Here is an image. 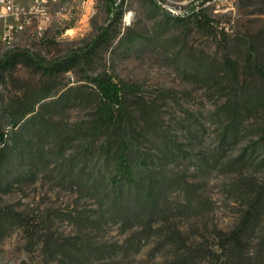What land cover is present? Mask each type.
Segmentation results:
<instances>
[{
  "label": "rangeland",
  "instance_id": "rangeland-1",
  "mask_svg": "<svg viewBox=\"0 0 264 264\" xmlns=\"http://www.w3.org/2000/svg\"><path fill=\"white\" fill-rule=\"evenodd\" d=\"M157 1L125 0L120 17L111 20L109 0H94L93 6L92 0H21L23 30L10 35L7 25L12 18L0 6V59L19 55L11 68L0 70V139L2 135L5 139L3 144L0 142V163L4 151L19 144L24 163L17 169H24L25 165L31 169L29 176L8 189L2 178L6 168L0 167V205H13L40 220H49L51 232L63 242L83 234L95 242L116 245L117 253L109 262L94 260L93 264H166L172 257V248L156 250L159 240L154 231L137 247L129 240L133 229L125 232L117 224L109 223L103 229L93 230L79 222L83 216L97 215L98 202L91 191L93 176L111 161L103 153L105 136L93 134L98 98L92 80L106 71L117 82L137 86L128 96L130 107L136 115L141 113V124L142 113H147L144 119L148 122V139H157L155 122L183 143H189L191 129L195 135H203L202 145L193 144L196 152L213 149L221 129L216 114L225 98L216 83L222 74L212 80L207 76L209 68H220L228 56L240 68L242 85L263 83L248 77L244 67L250 48L257 63L264 65V0ZM194 9L203 10L212 20V28L198 27ZM129 11V25L125 26L123 20ZM103 27L112 31L107 42L89 60L75 61L67 66L68 70L53 77L20 57L28 51L47 61L66 58L92 44ZM68 89H72L68 94L70 101L62 111L56 110L53 103ZM48 91L54 97L42 102L44 108H35L43 110V119L36 117L35 122L14 128L11 112ZM262 104V111L246 120L248 128L264 123ZM23 138L29 140L30 147ZM244 143L245 140L241 145ZM30 159L32 162L27 163ZM69 165L84 169L83 185L74 188L69 176L59 174ZM184 167L176 166L173 171L180 181L194 187L200 180L193 168ZM253 176L261 180L260 175L249 172L224 175L213 171L197 191L188 216L177 220L180 229L192 235V240L201 242L204 235L211 242L214 227L233 228L243 210L242 193ZM185 194L180 189L172 198L182 200ZM259 237L252 241L247 254L254 263L260 260L256 249ZM26 244L23 228L2 226L0 222V264H71V260L63 262L49 257L45 261L37 239L34 254L26 251Z\"/></svg>",
  "mask_w": 264,
  "mask_h": 264
},
{
  "label": "trees",
  "instance_id": "trees-1",
  "mask_svg": "<svg viewBox=\"0 0 264 264\" xmlns=\"http://www.w3.org/2000/svg\"><path fill=\"white\" fill-rule=\"evenodd\" d=\"M124 2L122 0L119 8H115L109 0L108 15L111 20L120 17ZM193 13L198 27L212 28V20L203 10L194 9ZM111 32L110 27H103L92 44L72 52L66 58L47 61L28 51L23 52L20 57L29 59L43 69L48 77H53L57 72L68 70L67 66L75 61L89 60L96 49L107 42ZM18 57L19 55L10 54L0 59V70L11 68ZM244 70L248 77L263 83L242 85L240 68L228 56H225L220 68L212 65L207 71L208 78L212 77V80L222 74L216 85L225 98L216 114L221 129L213 149L208 152H196L192 149L194 143H204L203 135L197 136L195 131L189 129V143H183L157 122L154 125L157 139L149 140L145 125L148 122L144 119L147 113H142L141 124V113L136 115L130 107L128 96L137 90V86L117 82L106 71L97 75L92 80L98 98L93 134L96 137L98 132L105 136L103 153L111 161L109 160L106 169H99L95 176L92 174L91 191L98 202L99 211L95 217H81L80 224L93 230L103 229L109 223L117 224L125 232L133 229L129 240L137 243V247L148 240L154 231L159 240L156 250L172 248V257L166 264H264V123L250 128L245 125L252 114L262 111L264 65L257 63L251 48ZM70 90L64 91L55 100L53 104L56 110L62 111L70 101ZM53 97L49 91L44 92L36 101L13 110L10 114L11 125L20 128L23 124L35 122L36 117L43 115V110H35L36 106L40 107L43 101ZM47 106L50 104L46 108ZM252 128L254 131H251ZM244 140L245 143L241 145ZM4 141L2 135L0 142L3 144ZM23 141L29 142L26 138ZM28 144L30 147L31 143ZM14 149L4 151V160L0 163V167L6 168L2 178L8 189L31 173L29 165H25L24 169H17L24 163L20 159L23 154L19 144ZM31 160L25 161L31 163ZM176 166L193 168L199 183L191 187L180 181L173 171ZM213 171L224 175H243L249 172L260 175L261 180L253 176L248 188L242 193L243 210L233 228L223 230L214 227L213 241L209 242L201 235L202 241L198 242L180 229L177 220L188 216L197 191L204 186ZM59 174L69 176L74 188L85 182L84 169H75L69 165L68 169H61ZM180 189L186 193L185 197L173 200L174 192ZM203 204L205 205L204 202ZM0 222L2 226L18 225L23 228L27 240L25 249L31 254L35 252V240H39L42 244L39 250L45 261L49 257L63 262L71 260V264H93L94 260L107 263L117 253L116 245L95 242L83 234L63 242L51 232L49 220H40L37 215L20 211L13 205H0ZM257 235L260 236L256 246L260 260L254 263L247 254Z\"/></svg>",
  "mask_w": 264,
  "mask_h": 264
},
{
  "label": "built area",
  "instance_id": "built-area-1",
  "mask_svg": "<svg viewBox=\"0 0 264 264\" xmlns=\"http://www.w3.org/2000/svg\"><path fill=\"white\" fill-rule=\"evenodd\" d=\"M20 1L21 0H0V6L2 10L12 18V20L7 25L9 31L8 35L12 34L14 31L23 30V23L21 20L24 15V8L21 7ZM110 1L113 3L115 8L116 7L119 8V0H110ZM155 1L158 2L157 0ZM93 2L94 0H92V6H93ZM160 5L164 9L167 8L166 5H163L161 3ZM169 11H172V9H169ZM31 12H33V10ZM174 12H180V11H174ZM129 20H130V11L129 13H127V16H125V19L123 20V24L125 26H128Z\"/></svg>",
  "mask_w": 264,
  "mask_h": 264
},
{
  "label": "bare ground",
  "instance_id": "bare-ground-1",
  "mask_svg": "<svg viewBox=\"0 0 264 264\" xmlns=\"http://www.w3.org/2000/svg\"><path fill=\"white\" fill-rule=\"evenodd\" d=\"M122 2V0H119V4Z\"/></svg>",
  "mask_w": 264,
  "mask_h": 264
}]
</instances>
